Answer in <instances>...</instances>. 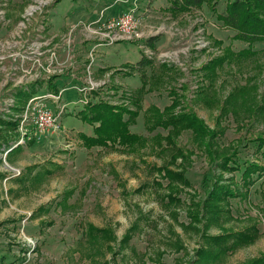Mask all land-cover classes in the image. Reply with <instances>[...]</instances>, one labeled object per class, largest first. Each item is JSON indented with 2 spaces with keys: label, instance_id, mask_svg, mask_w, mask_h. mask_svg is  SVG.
Segmentation results:
<instances>
[{
  "label": "rangeland",
  "instance_id": "rangeland-1",
  "mask_svg": "<svg viewBox=\"0 0 264 264\" xmlns=\"http://www.w3.org/2000/svg\"><path fill=\"white\" fill-rule=\"evenodd\" d=\"M82 1L0 0V55H11L0 68L37 53L46 66L50 51L54 74L58 55L63 63L59 76H44L13 109L19 114L31 95L45 88L56 96L62 90L58 103L48 101L55 113L66 107L58 130L31 133L26 148L7 159L0 151V264L264 262V145L257 142L264 139V40L248 52L218 21L236 0H220L214 10L206 5L173 15L167 8L154 10L153 36L129 8L119 14L133 10L143 37L134 42L139 47L132 76L116 85L107 75L110 69L93 71L97 59L91 50L89 55L83 49L89 56L82 62L83 53L68 51L74 33L54 23L59 3L68 12L71 3ZM97 21L87 28L103 39L106 32ZM55 34L66 37L58 40ZM88 42L98 40L82 45ZM144 59L151 63L139 65ZM71 74L75 81L67 82ZM55 80L64 86L55 90ZM142 85L140 110L128 130L144 139L143 147L86 148L82 136H94L89 110L100 102L118 108L125 98L135 111L131 98ZM82 95L85 105L79 104ZM173 97L179 103L174 114L194 115L209 131L190 128L171 138L167 129H153L147 122L151 109L163 112ZM5 116L1 121L15 126ZM8 137L4 133L0 141ZM5 160L15 162L14 173ZM166 171L183 178L170 180Z\"/></svg>",
  "mask_w": 264,
  "mask_h": 264
},
{
  "label": "crops",
  "instance_id": "crops-1",
  "mask_svg": "<svg viewBox=\"0 0 264 264\" xmlns=\"http://www.w3.org/2000/svg\"><path fill=\"white\" fill-rule=\"evenodd\" d=\"M170 1L171 0H147V2L146 0H84L81 2V4L80 2H78L77 4L71 3L68 6V9H69L68 12H63V10L60 9L62 7V3L61 4L59 3V6L55 8L54 15L55 17L57 16V20H55L54 23L57 26H59V24L62 25L63 23L65 26L69 27V32L74 33V35L72 36L73 38H71L69 41L70 42L69 47L71 43L73 45H72V48L70 47L68 51L74 52L76 57L77 56L80 57L81 56L80 53H83L82 60H80V62H82L84 61L83 59L88 58V56L90 55V50H91L92 52L91 55L94 53V56L97 59L95 65H93L94 67L93 71L102 73L103 71L110 69V71L107 72V75H111V79H112L111 82L117 85L121 83L120 79H122L123 76L125 77L132 76L131 74L133 71L130 72L129 68L133 67L134 62L132 58L135 57L136 55V50L139 47L138 43H134V42L131 43L128 41L121 40L111 46H108L105 44V40H103L101 36L93 35L88 30V28H93V27L95 28L94 26L95 24L93 23L96 22L98 19L102 21H107L111 18H116L119 13H122L129 8H134L136 14L140 16L143 31L149 35L151 34L152 11L160 9V8L161 9L167 8V10L171 12L169 10ZM171 14L173 15L172 12ZM64 15L67 16V18L63 19ZM98 28L101 29L100 26ZM55 35H57L58 40H59V37L61 39L66 37L64 35H59V34H55ZM90 39H97L98 43L90 44L88 42L89 44L82 45V42L89 41ZM130 44H134L135 46H132ZM83 49H86V51L89 50V55H86V51H84ZM79 50H82L83 52ZM57 52H58V49H57ZM58 59H59V55L57 57V65H56L59 71L56 74H51V75L45 72H42L40 74V76L42 77L41 80H38L36 82L42 81L44 76L54 77V76H59V74H61V72L63 71V63L59 62ZM73 69L75 70V66H73ZM97 72H92V74H95V73L97 74ZM70 77L71 78H68L66 81L74 82L75 75L71 74ZM54 82L55 84L53 83V85L55 87L52 86V82L49 84L51 87H54L55 90H58L64 86V84H62L60 80H55ZM32 86L35 87V84L32 83V85H26L24 86V88H17L16 90H14V92H11L10 94H7V95L2 94V92H0V107H3V110H0V136L4 133H6V136H9L5 140V142L0 141V148H1L0 151L1 152L3 151L5 152V150H3L4 147H6L5 148L6 150H9V148L11 147V144H14L17 139L15 127L9 124L7 125V123L5 124V122L1 121L3 117H6L5 115L9 116L8 118L12 119L17 114L15 112V109H13V107L7 106L8 104H4V101L10 98L14 99V101L18 100L19 102L26 101L28 98V95H30L29 93L33 92ZM19 91L25 93L24 96L21 98L19 97V95H17ZM25 95H27L26 99H25ZM90 98L91 96L89 94L88 103L92 105L95 104V103H92ZM123 100H125V102L123 103V105L120 104L121 105L120 107H126V104H127L126 99L123 98ZM100 103H104L107 105L110 104L109 102H100ZM84 109L83 111H86ZM88 124H93V126H91L92 131H93V128L98 125L97 123H91V122H88ZM28 145L30 146V144ZM26 146L27 144L23 146H17V147L10 149V151L7 152L5 159H7L13 151L25 149ZM5 161L7 162L8 160H5ZM5 161H4L5 165L8 168H10L11 173H13V171H15V168L17 167L15 162L13 160H9L11 163L9 162L6 163ZM261 264H264V262H262Z\"/></svg>",
  "mask_w": 264,
  "mask_h": 264
},
{
  "label": "trees",
  "instance_id": "trees-1",
  "mask_svg": "<svg viewBox=\"0 0 264 264\" xmlns=\"http://www.w3.org/2000/svg\"><path fill=\"white\" fill-rule=\"evenodd\" d=\"M61 0H55L60 2ZM220 0H171L170 11L173 14L179 12H186L188 9L199 8L203 5L209 6L211 10H214ZM225 27L235 32L234 39L239 40L248 45V52L250 47L255 42L264 40V0H236L231 4H227L223 15L217 17ZM153 39H149L146 44L150 48ZM151 62L142 60L139 65H149ZM138 65V67H139ZM143 77V73L140 72ZM144 93V85L138 89L131 98V105L135 108L130 110L126 107L113 108L107 104L100 103L89 110L87 121L91 123H97L98 125L93 128L94 136L86 137L82 136L84 146L86 148L93 147H107L108 145H118L120 147H127L133 149L134 146H142L145 144L143 138L133 135L129 132V124L133 122L140 110V102ZM176 98L173 97L170 106L165 108L163 112L151 109L154 113L150 116L147 122L151 123L153 129L156 127L169 131V137L172 138V134L178 135L184 130L202 129L204 134L209 130L203 125V123L197 119L196 116H187V114L179 113L174 114L179 103ZM85 112V111H84ZM127 115L129 119L124 121L123 115ZM257 142L260 145H264V139L259 138ZM264 157V153L262 154ZM251 172V171H248ZM166 178H183L171 173H165ZM183 183L187 184L184 180ZM173 196H169L168 205H171L174 199ZM207 209H210V205ZM126 238V237H125ZM127 239V238H126Z\"/></svg>",
  "mask_w": 264,
  "mask_h": 264
},
{
  "label": "built area",
  "instance_id": "built-area-1",
  "mask_svg": "<svg viewBox=\"0 0 264 264\" xmlns=\"http://www.w3.org/2000/svg\"><path fill=\"white\" fill-rule=\"evenodd\" d=\"M33 13L34 10L32 11V14ZM29 15H31V13H29ZM97 22L106 32V34L102 35V37L106 41L107 45L117 43L121 40L137 42L143 37L140 31L139 20L133 10H129L110 21L100 22V20H98ZM92 33L97 34L96 31H93ZM34 56L35 57L31 59H28L26 56H22L14 67L8 69L0 68V74L2 75V78L0 79V92H2V94H10L17 88H24V86L29 85L30 83L36 84V81L41 80L42 77L40 74L42 72L49 75L54 74L52 67L54 51H50L49 57L46 60V63L48 62L46 66L41 59L42 53L34 54ZM8 59H11V55L1 53L0 64L6 63ZM87 89L88 91L94 89V85L90 83V81ZM78 90H80L85 96L88 93L85 88ZM45 91H47L46 88L41 91L43 94L31 95L29 100L22 107L20 113L10 119L15 124L14 127L17 139L14 144H11L9 150H5V152H3L4 156H6L10 149L25 145L31 133L40 136L60 128V117L63 115L66 107L61 106L59 111L55 113L49 106L50 103L48 101L58 103L62 90L59 91V96ZM84 95H82V100L79 101L80 105L87 104V98ZM13 103L14 99L12 98L4 101V104H8L7 106L9 107H13ZM0 110H3V107H0ZM14 172L15 171H13V173Z\"/></svg>",
  "mask_w": 264,
  "mask_h": 264
}]
</instances>
